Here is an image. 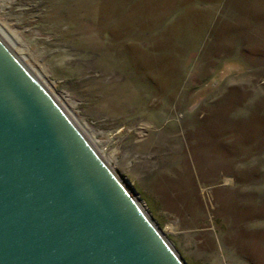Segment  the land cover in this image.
Wrapping results in <instances>:
<instances>
[{"label": "rangeland", "instance_id": "374dc122", "mask_svg": "<svg viewBox=\"0 0 264 264\" xmlns=\"http://www.w3.org/2000/svg\"><path fill=\"white\" fill-rule=\"evenodd\" d=\"M0 39L186 264H264V0H0Z\"/></svg>", "mask_w": 264, "mask_h": 264}, {"label": "water", "instance_id": "95a60500", "mask_svg": "<svg viewBox=\"0 0 264 264\" xmlns=\"http://www.w3.org/2000/svg\"><path fill=\"white\" fill-rule=\"evenodd\" d=\"M132 197L0 41V264H186Z\"/></svg>", "mask_w": 264, "mask_h": 264}, {"label": "bare ground", "instance_id": "6f19581e", "mask_svg": "<svg viewBox=\"0 0 264 264\" xmlns=\"http://www.w3.org/2000/svg\"><path fill=\"white\" fill-rule=\"evenodd\" d=\"M0 41L6 46V44L0 39ZM7 47V46H6ZM8 48V47H7ZM10 50V49H9ZM12 53V52H11ZM13 54V53H12ZM52 97V96H51ZM53 98V97H52ZM54 99V98H53ZM56 102V101H55ZM71 119V118H70ZM72 121V119H71ZM74 123V121H72ZM85 137V136H84ZM100 156V155H99ZM101 157V156H100ZM102 158V157H101ZM104 160V159H103ZM105 162V161H104ZM105 164H107L105 162ZM132 200L134 201V203L137 205V207L143 212L144 215H146L148 217V214L140 207L139 203L137 202V200L135 198L132 197ZM152 227H155V225L153 224V222L151 221ZM181 262V261H180Z\"/></svg>", "mask_w": 264, "mask_h": 264}]
</instances>
